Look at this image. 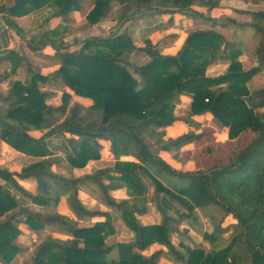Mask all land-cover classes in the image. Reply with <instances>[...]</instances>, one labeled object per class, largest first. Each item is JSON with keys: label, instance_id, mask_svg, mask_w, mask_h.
Returning <instances> with one entry per match:
<instances>
[{"label": "trees", "instance_id": "1", "mask_svg": "<svg viewBox=\"0 0 264 264\" xmlns=\"http://www.w3.org/2000/svg\"><path fill=\"white\" fill-rule=\"evenodd\" d=\"M196 1L95 0L86 15L90 25L108 16L123 24L138 13L175 12L200 17L208 25L188 30L174 54L161 53L148 38L137 46L126 32L90 36L73 49L55 47L52 57L58 67L52 72L33 71L24 82L9 83L0 109V140L37 159L19 170L0 165V261L8 264L23 251L17 242L22 224L32 233L50 229L66 236L46 234L21 264H162L165 254L174 264H264V85L247 84L264 72V6L236 9L249 16L241 21L227 14H203L193 7ZM220 1L204 3L210 9ZM43 2L15 0L8 11L25 14L29 8L22 6ZM73 3L76 9L77 0H54L53 5L58 13L73 9ZM214 26L231 27L239 37L229 39ZM247 29L254 43L246 54L252 66L245 69L239 56L248 47L240 35ZM135 51L145 56L142 63L131 60ZM216 60L227 62L226 70L207 75ZM44 86L60 87L58 104L47 102L56 92ZM72 95L92 102L82 105L71 101ZM181 95L190 97L189 115L210 116L226 133L223 144L177 157L182 163H196L198 157L210 156L209 163H196L193 170L176 169L159 155L160 150L177 154L182 146L210 134L188 130L166 136V127L188 120L175 113ZM32 129L44 132L35 137L29 133ZM102 142L113 163L75 175L73 168L101 157ZM19 180L32 181L34 190ZM82 186L97 192L110 210L86 207L78 196ZM123 187L128 197L110 194ZM61 198L71 214L56 211ZM149 204L157 221L143 224L137 215ZM198 210L212 226L211 231L202 230L210 247L173 243V234L201 230ZM95 215L105 219L82 224ZM227 216L235 222L223 226ZM119 218L134 238L109 244L105 238ZM183 221L188 226L181 228ZM154 244L160 247L144 253Z\"/></svg>", "mask_w": 264, "mask_h": 264}, {"label": "crops", "instance_id": "2", "mask_svg": "<svg viewBox=\"0 0 264 264\" xmlns=\"http://www.w3.org/2000/svg\"><path fill=\"white\" fill-rule=\"evenodd\" d=\"M78 7L73 9L62 10L63 12H57V7L54 4V0H45L36 6H31L27 3L22 8H29L25 14L20 12H9L10 7L15 3V0H0V77H6L9 83L14 80L24 82L29 78L31 72L38 71L42 75H46L58 67V61L52 57L55 52V47L66 46L70 49L78 47L80 41L90 36H105L110 32L116 31L117 33L126 32L130 35L133 42L137 46L143 45L145 38L155 44L157 49L164 54H174L181 47L187 31L200 27V17H191L183 13H164L159 16H152L151 14H135L129 20L123 24L117 23L116 20L111 19L110 16L100 19L94 24H88L86 21V15L93 7L95 0H77ZM195 9H200L197 4L193 6ZM19 10V9H18ZM202 10V9H200ZM225 8L213 7L207 10L210 16L218 17L223 15ZM201 12V11H200ZM226 13V12H225ZM120 25V26H119ZM218 30V29H216ZM220 30V29H219ZM246 44V42H244ZM141 55V56H140ZM144 60L145 56L139 54ZM53 89V88H50ZM7 88L0 91V109L5 106L3 97L7 93ZM55 96L58 91L54 89ZM61 94V93H60ZM60 98V96H59ZM74 98L78 102L87 103L90 99L81 96L74 95ZM180 100H186L188 106L190 104V97L187 95H181ZM86 100V101H85ZM91 102V100H90ZM59 103V102H58ZM55 103V104H58ZM90 104V103H88ZM195 118H201L209 121L212 120L210 116H194ZM185 122L177 121L173 125L165 128L166 136H176L185 132ZM213 126V125H212ZM210 128L213 135H220L225 133L224 131H217L216 126H205L203 130ZM178 129V130H176ZM44 132L43 129L30 130L32 136L38 137ZM225 137V135H224ZM189 144L182 146L180 149L187 150ZM7 152V153H6ZM11 152V154H9ZM178 153V152H177ZM159 155L172 167L180 170H193L195 164L192 160H188L182 163L178 156L174 152L160 150ZM179 156H181L179 154ZM16 158L20 161L16 164ZM110 157H103L104 161H110ZM36 157L26 156L6 143L0 140V165H8L10 170H19L24 162L29 163L36 160ZM123 159H133L132 157H123ZM101 160H91L86 166L82 168H75L73 170L75 175H81L91 172L92 164H100ZM7 164V165H6ZM19 182L28 190H34V184L30 180H19ZM87 186L80 187L78 196L82 203L86 207L97 208L102 211H109L110 208L104 203L98 201L93 195L84 190ZM84 194V195H83ZM110 194L115 199L126 198V188H118L110 191ZM89 197V202L85 199ZM98 204V205H96ZM98 206V207H97ZM149 208L142 215H137L143 224L154 223L157 221V216L154 211L148 205ZM56 211H60L66 214H71V211L65 202L64 198H61ZM104 215H95L86 218L82 221L83 225H90L95 221L104 220ZM115 227L117 230L109 237H115L117 240L122 239V236H127V240L134 238V233L128 229L124 222L119 218L115 220ZM183 226H181L182 228ZM26 227L23 225L24 231ZM59 237H65L66 235H55ZM174 243V242H173ZM160 245L154 244L151 247L158 248ZM181 249V248H180ZM151 252V251H150ZM168 263H172V260H168ZM3 264V263H0ZM5 264V263H4Z\"/></svg>", "mask_w": 264, "mask_h": 264}, {"label": "rangeland", "instance_id": "3", "mask_svg": "<svg viewBox=\"0 0 264 264\" xmlns=\"http://www.w3.org/2000/svg\"><path fill=\"white\" fill-rule=\"evenodd\" d=\"M205 0H197L195 2V4H197L200 9H198V11L202 12L203 14H206V15H209V12L207 10H209V8H207V6L205 5L204 3ZM264 4L263 3H258V4H253V3H246V2H243L241 0H221L220 3H219V6L217 7H220V8H225V11L224 10H221L225 15H231V16H234L236 17L237 19L239 20H243V21H246V20H249V16L247 14H244V13H241V12H237L236 9H255V8H261L263 7ZM226 12V13H225ZM200 28L201 27H206L208 24L205 23L203 20L200 21ZM214 29H218V31L222 32L227 38L229 39H232V38H235V37H239L237 35H233V32H234V29L231 28V27H220V26H214L212 27ZM220 29V30H219ZM244 34L240 35V38L242 39L243 42H246V45H247V50L245 51V53H242L240 56H239V60L243 63V67L245 69L249 68L252 66V62L250 61V59L247 58V51L248 49H250V47H252L253 43H254V39L251 38L249 35H250V31L247 29V30H244L243 31ZM104 36V35H103ZM238 39V38H237ZM157 48V47H156ZM139 54H142L140 52H133L131 54V60H133L134 62L136 63H142L144 60L139 56ZM143 55V54H142ZM144 56V55H143ZM226 67H227V62L225 61H222V60H216L214 62H212L207 70H206V73L207 75H210V76H215V75H218L222 72H224L226 70ZM248 86L250 88H258V87H261L264 85V72H261V73H256L254 74L251 79L248 81ZM45 88H47L48 86H44ZM48 88H53L55 90L58 91L57 93V96H52L51 98H49L47 100V102L51 103V104H55V103H58L60 101V87L59 86H50ZM71 101H76V99L74 98V95H72V99ZM86 101V100H85ZM78 102V101H76ZM92 102V101H91ZM90 100L85 103V102H78L82 105H89L88 103H91ZM189 107H190V104L188 106V102L186 100H177L176 101V106H175V113L178 115V116H181V117H186L188 120L187 122H185L186 126L184 129H187L185 131H188V130H193L195 131L196 133L200 132L203 130V127L207 126H217V124L215 123V121L213 120H208V119H201V118H195L194 116H197V115H189ZM264 110V109H263ZM213 125V126H212ZM32 130H35V129H32ZM44 130V129H43ZM178 130V129H176ZM206 131H209L210 134L208 135H205L202 139H199V140H196V141H193V142H190V143H187L189 144L187 148V150H183V149H179L178 153L175 154L179 157V154L180 155H184L185 153H190L193 154L195 153L196 154V151L202 147H206V145L210 144V145H215V144H218V143H224L223 141L226 139V133H222L220 135V132L217 133V135H213L211 133V129L208 128L205 129ZM211 130V131H210ZM221 131V128H217V131ZM30 132V131H29ZM41 131L38 132V135H40ZM225 135V137H224ZM55 142H58L60 143V140H56ZM103 147H102V152H101V157L99 158L101 160L102 158V161H100V164H97L95 165L96 163L92 164V169H91V172L95 171V170H98L99 168H103L105 166H110L112 163H113V158L111 157V155L109 154V150L107 149V143H103ZM186 144V145H187ZM185 146V145H184ZM7 153V152H6ZM11 154V152L9 153ZM110 157V161H104L103 162V157ZM12 161L13 160H16V158L12 157L11 158ZM97 159V160H99ZM91 161V160H90ZM88 161L87 164L90 162ZM210 161V156L206 155L205 158H199L196 160V163L197 165H199L200 167H203V165H206V163H209ZM20 161L16 160V164H18ZM194 164H195V169H196V163L195 161H193ZM27 164V162L25 163L24 162V165ZM86 164V165H87ZM1 165H4V164H1ZM7 165V164H6ZM85 165V166H86ZM8 167V165L6 166ZM84 167V166H83ZM82 168V167H81ZM75 168H73L74 170ZM60 171H64V169L62 168H59ZM74 173V172H73ZM84 190L86 192H88L89 194L93 195L98 201H100L101 203H103L99 198H98V193L97 192H94V191H91L90 188H84ZM84 195V194H83ZM87 202H89V197L85 199ZM59 205V203H58ZM98 205V204H96ZM98 207V206H97ZM149 208V206H148ZM57 209V208H56ZM196 214H197V221L198 223L201 224V230H194L192 228L189 229V231L187 232V234H183V235H176V234H173L171 235V240L175 243V244H178L179 241H182L183 243H185L186 245H189L191 247H195V246H203L205 249H208L210 247V243L209 241H207L203 236H202V230H207V231H211V224L209 223V221L202 215V213L198 210L196 211ZM235 222V220L233 218H231L230 216H227L222 225L223 226H227L229 225L230 223H233ZM115 221L112 222V227H113V233H115V231L117 230V228L115 227ZM183 226V227H187L188 224L186 221H183L180 225V227ZM20 229L22 230V234L18 236L17 238V242L22 246L23 248V251L19 252L15 257L14 259L8 263V264H21L23 261L27 260L30 256V252L31 250L33 249L34 245L36 244V242H38L42 237H44L46 234L48 233H52L54 235H64L63 233L61 232H57V231H51L50 229H47L46 231H41V232H38V233H32L30 232L27 228H25L27 231H24L23 229V225L20 224L19 225ZM229 233V231H227L225 233V235H227ZM112 234H108L107 237L105 238V241L109 244L111 243H115V242H125L127 240V236H122L120 240H117L115 237H109L111 236ZM130 241V240H128ZM158 247V246H156ZM155 247H148V249L146 251H144V253H149L150 251L154 250ZM181 250L184 251V249L181 248ZM170 261L172 260V263L170 264H174L175 263V260L173 259L172 256L170 255H167L165 254L163 257L160 258V263L162 264H165V263H168L167 261ZM0 263H3L2 261H0ZM7 264V263H5Z\"/></svg>", "mask_w": 264, "mask_h": 264}, {"label": "built area", "instance_id": "4", "mask_svg": "<svg viewBox=\"0 0 264 264\" xmlns=\"http://www.w3.org/2000/svg\"><path fill=\"white\" fill-rule=\"evenodd\" d=\"M9 80L6 77H0V91L8 88Z\"/></svg>", "mask_w": 264, "mask_h": 264}]
</instances>
